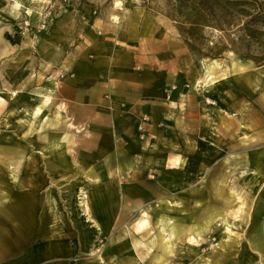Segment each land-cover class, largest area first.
<instances>
[{
	"label": "rangeland",
	"instance_id": "374dc122",
	"mask_svg": "<svg viewBox=\"0 0 264 264\" xmlns=\"http://www.w3.org/2000/svg\"><path fill=\"white\" fill-rule=\"evenodd\" d=\"M122 15L128 21L125 30L133 37L167 45L168 58L161 68L167 71V95L174 100H166L171 101L168 117L155 123L156 131L141 136L152 157L149 165L142 166L138 158L129 168L128 175L137 177L136 183L126 185L133 202L121 201L114 229L100 232L90 243V255L102 257L106 251L108 259L76 260L264 264V0H0V187L9 191L0 198V240L4 239L0 264L63 263L50 259L53 254L38 243L20 245L26 241L30 245L32 234L44 235L36 231L47 223L57 225V219L85 222L83 202L96 189L84 184L78 168L49 169L55 157L46 149L44 137L47 133L56 137L62 126L49 129V121L39 134L28 135L25 114L44 107L35 90L47 82L49 63L66 50L46 46L52 29L60 27L63 33L88 17L101 18L102 25L118 24ZM256 75L259 92L252 88ZM76 135L68 147L73 162ZM175 156L181 163L169 165L167 160ZM23 159L34 161L33 167L23 170L21 181L30 183L37 194L36 213L28 234L14 237L18 223L5 207L27 187L16 188L5 174L6 168L16 171ZM116 186L104 185L103 190ZM229 188L235 192L229 216L223 213L202 231V220L227 209ZM161 216L170 219L163 230L157 223ZM144 219L145 228L138 229ZM52 250L61 258L66 249L61 244Z\"/></svg>",
	"mask_w": 264,
	"mask_h": 264
},
{
	"label": "crops",
	"instance_id": "0c3cea01",
	"mask_svg": "<svg viewBox=\"0 0 264 264\" xmlns=\"http://www.w3.org/2000/svg\"><path fill=\"white\" fill-rule=\"evenodd\" d=\"M101 21L99 17H88L74 23L71 29L67 27L63 33L60 27L52 29L46 46L58 45L66 50L62 56L57 54L54 61L49 63L47 82L35 90V95L42 99L43 104L48 101L44 107L35 108L41 115L28 135L39 134L42 126L49 121L52 124L49 129L61 125L63 129L56 137L49 133L44 137L46 149L49 152L51 150L52 159L55 157L49 169L60 172L67 168H78L76 172L84 178V184L96 189L95 192H89V196L86 194V201L83 202L86 223L78 218L74 219V223L69 219L60 223L57 219V225L47 223L37 231L34 228L33 233L43 232L44 235L32 234L30 245L28 241L26 245H20L33 247L38 243L39 246L47 247L48 253L53 254L50 259H63L64 262L60 264H82L76 259H108L106 251H103L102 257L90 255V243L100 232L114 229L116 217L121 214V201L133 202L126 185L136 183L137 177L128 175L129 168L134 167L138 158L143 166L152 157V153L147 154L152 149L145 147L141 136L156 131L155 123L166 120L168 103L174 100L173 95H167V71L161 68L168 58L167 45H162L161 40L133 37L127 32L128 21L123 15L118 24L102 25ZM205 78L208 79L207 72ZM252 82L255 91H262L258 75L254 76ZM52 103L56 107L54 110L51 109ZM143 116L148 117L147 122H142ZM139 127L144 130L142 135ZM73 133L77 134L76 141L79 142L75 148V162L69 158L68 148ZM61 146L65 150L59 149ZM167 161L171 166L181 163L178 156ZM224 162L230 161L225 158ZM32 164L33 160L23 159L16 171L6 168L5 175L10 184L23 190L24 185L27 187V190L15 194L14 202L5 207L18 223L13 230L14 237L26 236L34 223L37 194L29 187L30 183L21 181L23 170L33 167ZM240 171L244 176L246 171ZM104 185L117 186L116 190L107 188L104 191ZM234 193L229 188L230 199L224 204L227 209L220 211V216H216L220 212L214 216L206 215L207 218L200 224L202 231L208 230L223 213L229 216ZM8 194L9 191L5 192L0 187V198ZM109 220L112 223L107 227L105 222ZM169 220L163 216L158 218L161 230L169 224ZM146 224L145 219L139 221L137 228L144 229ZM197 236L199 233L192 235L191 240ZM3 244L4 239H1L0 248ZM61 244L66 249L65 254L57 258L52 248ZM111 244L115 246L114 241ZM22 253L20 256L24 259L23 250ZM111 255V259H115L114 254ZM31 256L33 258V254ZM35 259H38L37 255ZM19 260L16 259L17 262Z\"/></svg>",
	"mask_w": 264,
	"mask_h": 264
},
{
	"label": "bare ground",
	"instance_id": "6f19581e",
	"mask_svg": "<svg viewBox=\"0 0 264 264\" xmlns=\"http://www.w3.org/2000/svg\"><path fill=\"white\" fill-rule=\"evenodd\" d=\"M121 4L120 2H116L115 6L119 7ZM208 79H210L209 81L212 82V84L215 82V80L213 79V77H210V73L207 75ZM48 101V100H47ZM46 101V102H47ZM46 102H44L43 105H47L45 104ZM39 109V107H38ZM41 109V108H40ZM42 110V109H41ZM41 115V112L37 109H33L30 113H26L25 116L29 119V129H28V132H31L33 130V128L35 127L36 125V122L37 120L39 119ZM54 116V115H53ZM35 133V132H34ZM30 135V134H29ZM51 152V150H50ZM49 152V153H50ZM63 152V151H62ZM86 207V206H85Z\"/></svg>",
	"mask_w": 264,
	"mask_h": 264
},
{
	"label": "built area",
	"instance_id": "2783aa9c",
	"mask_svg": "<svg viewBox=\"0 0 264 264\" xmlns=\"http://www.w3.org/2000/svg\"><path fill=\"white\" fill-rule=\"evenodd\" d=\"M147 121H148V117L143 116V118H142V122H147ZM139 130H140V131H143V128H142V127H139Z\"/></svg>",
	"mask_w": 264,
	"mask_h": 264
}]
</instances>
